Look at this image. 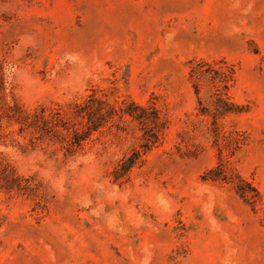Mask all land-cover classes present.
<instances>
[{"label": "rangeland", "instance_id": "rangeland-1", "mask_svg": "<svg viewBox=\"0 0 264 264\" xmlns=\"http://www.w3.org/2000/svg\"><path fill=\"white\" fill-rule=\"evenodd\" d=\"M0 264H264V0H0Z\"/></svg>", "mask_w": 264, "mask_h": 264}]
</instances>
